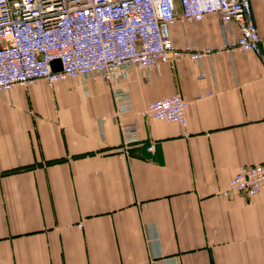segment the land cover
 Wrapping results in <instances>:
<instances>
[{"label":"crops","instance_id":"obj_1","mask_svg":"<svg viewBox=\"0 0 264 264\" xmlns=\"http://www.w3.org/2000/svg\"><path fill=\"white\" fill-rule=\"evenodd\" d=\"M251 1L264 36V0ZM171 32L178 48L205 47L239 28L208 13ZM118 77L133 101L120 116L102 77L0 90V264H264V186L216 192L264 162L260 55L227 46ZM175 93L186 125L142 114ZM135 119L141 142L125 154L120 122Z\"/></svg>","mask_w":264,"mask_h":264},{"label":"built area","instance_id":"obj_2","mask_svg":"<svg viewBox=\"0 0 264 264\" xmlns=\"http://www.w3.org/2000/svg\"><path fill=\"white\" fill-rule=\"evenodd\" d=\"M208 13H218L224 24L235 22L238 34L220 45L178 48L172 24ZM227 46L255 51L264 63V36L251 0H0V90L28 86L40 78L55 83L70 76L102 77L111 85L118 116L133 108L119 71L125 73L132 65H174L184 55L201 61ZM57 58L61 69L54 68ZM189 103L175 93L151 101L142 114L186 125ZM120 127L123 141L118 150L127 154L141 142L137 120L121 121ZM147 148L154 150V144ZM263 186L264 162L244 164L216 192L253 195Z\"/></svg>","mask_w":264,"mask_h":264},{"label":"water","instance_id":"obj_3","mask_svg":"<svg viewBox=\"0 0 264 264\" xmlns=\"http://www.w3.org/2000/svg\"><path fill=\"white\" fill-rule=\"evenodd\" d=\"M53 65H54V68H55V69H61V62H60V59L57 58V59L53 60Z\"/></svg>","mask_w":264,"mask_h":264}]
</instances>
